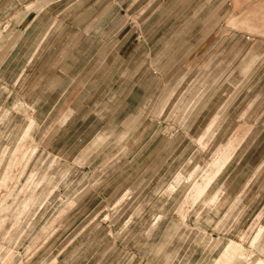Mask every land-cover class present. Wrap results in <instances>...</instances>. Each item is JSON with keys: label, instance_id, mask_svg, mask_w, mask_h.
<instances>
[{"label": "rangeland", "instance_id": "obj_1", "mask_svg": "<svg viewBox=\"0 0 264 264\" xmlns=\"http://www.w3.org/2000/svg\"><path fill=\"white\" fill-rule=\"evenodd\" d=\"M0 264H264V0H0Z\"/></svg>", "mask_w": 264, "mask_h": 264}]
</instances>
